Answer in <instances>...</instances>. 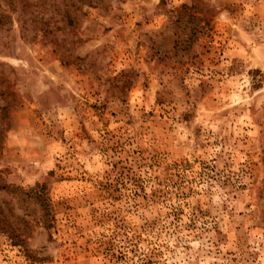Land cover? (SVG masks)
<instances>
[{
  "label": "rangeland",
  "instance_id": "1",
  "mask_svg": "<svg viewBox=\"0 0 264 264\" xmlns=\"http://www.w3.org/2000/svg\"><path fill=\"white\" fill-rule=\"evenodd\" d=\"M0 6V264H264V0Z\"/></svg>",
  "mask_w": 264,
  "mask_h": 264
},
{
  "label": "trees",
  "instance_id": "2",
  "mask_svg": "<svg viewBox=\"0 0 264 264\" xmlns=\"http://www.w3.org/2000/svg\"><path fill=\"white\" fill-rule=\"evenodd\" d=\"M85 1H87L88 3H90V0H85ZM9 18H11V17L0 6V25L5 24V21L6 20L8 21Z\"/></svg>",
  "mask_w": 264,
  "mask_h": 264
}]
</instances>
